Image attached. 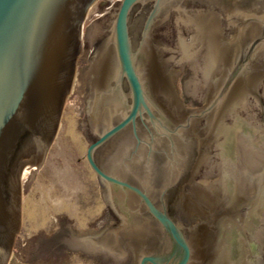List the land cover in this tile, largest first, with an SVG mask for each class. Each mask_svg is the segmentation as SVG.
Instances as JSON below:
<instances>
[{
    "label": "water",
    "instance_id": "95a60500",
    "mask_svg": "<svg viewBox=\"0 0 264 264\" xmlns=\"http://www.w3.org/2000/svg\"><path fill=\"white\" fill-rule=\"evenodd\" d=\"M98 1L0 0V264L19 229L23 170L33 166L27 194L56 136ZM183 1L119 0L94 22L71 94L90 132L87 164L117 224L87 234L67 225L50 248L115 264H264V43L247 52L223 41L218 50L205 35L208 20ZM148 3L143 16L132 14ZM169 13L174 29H154ZM189 68L184 94L202 109L183 105L176 90ZM114 139L100 167L94 154ZM217 174L204 190L200 180Z\"/></svg>",
    "mask_w": 264,
    "mask_h": 264
},
{
    "label": "rangeland",
    "instance_id": "374dc122",
    "mask_svg": "<svg viewBox=\"0 0 264 264\" xmlns=\"http://www.w3.org/2000/svg\"><path fill=\"white\" fill-rule=\"evenodd\" d=\"M118 1L99 0L88 12L76 76L56 136L27 194L31 174L21 181L20 224L8 264H115L113 260H102V254L68 252L65 245L50 247L66 238L67 225L71 228L69 232L87 234V229L117 224L103 203L101 184L87 164L86 149L90 142L85 135L90 132L88 126L83 127L86 115L80 113L82 103L71 93L73 88L79 87L77 76L87 65L94 22L108 15V4ZM187 75H190V68L178 74L176 90L183 105L202 109L198 99L184 94ZM27 168L32 170L33 166ZM64 177L71 180L66 188L55 181ZM200 181L207 190V184L219 181V174Z\"/></svg>",
    "mask_w": 264,
    "mask_h": 264
},
{
    "label": "flooded vegetation",
    "instance_id": "af4514ba",
    "mask_svg": "<svg viewBox=\"0 0 264 264\" xmlns=\"http://www.w3.org/2000/svg\"><path fill=\"white\" fill-rule=\"evenodd\" d=\"M183 4L189 12L198 10L202 14V18L208 20L209 28L208 33L205 32V35L215 43L218 50H220L219 43L223 41L231 44L233 47H238L237 44L240 43L241 46L245 47L244 50L247 52L254 51V49L261 47V44L264 43V0H184ZM151 7L152 3L138 5L134 8L132 14L143 16ZM172 16L173 14L169 13L166 18L156 22L153 28L156 29L158 26H164L168 31L173 30ZM178 24L185 31L191 33L192 27L190 25L185 27L181 23ZM226 40H229V42ZM154 42L161 44L162 48L163 43L161 41L154 40ZM235 66H238V62ZM173 92L176 98L177 93L174 90ZM183 109L181 106L178 107V110ZM98 137L99 135H96V140ZM31 139L32 136L28 135L24 143L28 140L31 141ZM118 142V139H114L95 152L94 158L100 167L104 166ZM189 183L186 181L181 187L189 189ZM179 191H181L180 188H178L176 194H179Z\"/></svg>",
    "mask_w": 264,
    "mask_h": 264
},
{
    "label": "bare ground",
    "instance_id": "6f19581e",
    "mask_svg": "<svg viewBox=\"0 0 264 264\" xmlns=\"http://www.w3.org/2000/svg\"><path fill=\"white\" fill-rule=\"evenodd\" d=\"M31 171L32 170H30L28 168H24L23 175H22V181L25 180L31 174ZM55 181H56V183H58V185L60 184L59 186L62 188H66L67 185H69L71 183V180L67 179V177L62 178L61 181H59V180H55Z\"/></svg>",
    "mask_w": 264,
    "mask_h": 264
}]
</instances>
